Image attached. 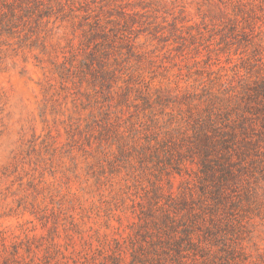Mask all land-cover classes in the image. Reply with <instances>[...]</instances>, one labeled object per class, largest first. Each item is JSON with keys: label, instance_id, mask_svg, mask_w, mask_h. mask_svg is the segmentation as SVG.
<instances>
[{"label": "rangeland", "instance_id": "1", "mask_svg": "<svg viewBox=\"0 0 264 264\" xmlns=\"http://www.w3.org/2000/svg\"><path fill=\"white\" fill-rule=\"evenodd\" d=\"M0 264H264V0H11Z\"/></svg>", "mask_w": 264, "mask_h": 264}, {"label": "trees", "instance_id": "2", "mask_svg": "<svg viewBox=\"0 0 264 264\" xmlns=\"http://www.w3.org/2000/svg\"><path fill=\"white\" fill-rule=\"evenodd\" d=\"M21 7L12 4L11 0H0V35L10 33L12 18L18 17L22 12Z\"/></svg>", "mask_w": 264, "mask_h": 264}]
</instances>
